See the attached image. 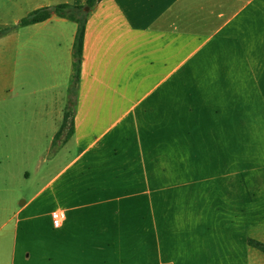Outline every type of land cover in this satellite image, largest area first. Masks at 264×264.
<instances>
[{
	"label": "crops",
	"instance_id": "1",
	"mask_svg": "<svg viewBox=\"0 0 264 264\" xmlns=\"http://www.w3.org/2000/svg\"><path fill=\"white\" fill-rule=\"evenodd\" d=\"M87 1L0 0V264H264V0L99 2L69 134Z\"/></svg>",
	"mask_w": 264,
	"mask_h": 264
},
{
	"label": "trees",
	"instance_id": "2",
	"mask_svg": "<svg viewBox=\"0 0 264 264\" xmlns=\"http://www.w3.org/2000/svg\"><path fill=\"white\" fill-rule=\"evenodd\" d=\"M103 0H88L86 5L84 6H74L71 4H60L54 7H45L42 9H38L30 13L27 17L23 18L19 25L20 26H28L36 23H40L48 20L51 16L57 15L62 18H67L77 23L78 29L75 37V42L73 46V75L70 87V100L69 105L67 107L64 123L62 125V130L68 128L69 134L73 132L74 128V114H75V106L77 103V91L78 86L81 80V70L83 63V49H84V39L86 33V26L88 21V16L90 11ZM89 10H86V8ZM10 29H2L0 30V35L5 34ZM250 244L254 247H257L264 251V244L260 242H256L253 240L249 241Z\"/></svg>",
	"mask_w": 264,
	"mask_h": 264
},
{
	"label": "built area",
	"instance_id": "3",
	"mask_svg": "<svg viewBox=\"0 0 264 264\" xmlns=\"http://www.w3.org/2000/svg\"><path fill=\"white\" fill-rule=\"evenodd\" d=\"M51 216L54 228H61L66 219L65 213L62 211H54Z\"/></svg>",
	"mask_w": 264,
	"mask_h": 264
},
{
	"label": "rangeland",
	"instance_id": "4",
	"mask_svg": "<svg viewBox=\"0 0 264 264\" xmlns=\"http://www.w3.org/2000/svg\"><path fill=\"white\" fill-rule=\"evenodd\" d=\"M202 162H204L202 159L198 161V163H202Z\"/></svg>",
	"mask_w": 264,
	"mask_h": 264
},
{
	"label": "water",
	"instance_id": "5",
	"mask_svg": "<svg viewBox=\"0 0 264 264\" xmlns=\"http://www.w3.org/2000/svg\"><path fill=\"white\" fill-rule=\"evenodd\" d=\"M86 10H89V8L87 7Z\"/></svg>",
	"mask_w": 264,
	"mask_h": 264
}]
</instances>
